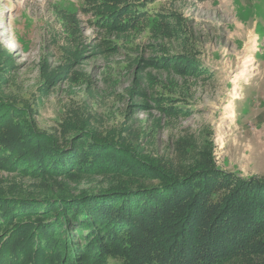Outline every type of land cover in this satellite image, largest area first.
<instances>
[{
  "label": "rangeland",
  "instance_id": "374dc122",
  "mask_svg": "<svg viewBox=\"0 0 264 264\" xmlns=\"http://www.w3.org/2000/svg\"><path fill=\"white\" fill-rule=\"evenodd\" d=\"M100 3L0 0L1 102L9 105L17 127L25 116L33 127L29 133L13 130L22 145L18 152L0 147V196L48 186L57 191L66 183L72 190L93 188L126 175L121 168L114 178L106 172H29L23 150L31 149L32 135L40 131L64 143L87 135L96 145L111 143L131 150L138 161L174 170L203 155L246 177L264 175V0H139L142 18L123 29L102 19L108 12L96 11ZM107 4L114 10L122 2ZM3 202L0 259L29 264L37 253L34 241L21 254L9 247L11 241L22 243L18 233L25 223L18 216L25 211H9L10 203ZM58 221L60 236L72 248L56 254L61 263L140 264L128 262L137 256L127 249L137 231L121 237L119 227L111 236L94 222L99 237L87 246L89 229Z\"/></svg>",
  "mask_w": 264,
  "mask_h": 264
},
{
  "label": "trees",
  "instance_id": "16d2710c",
  "mask_svg": "<svg viewBox=\"0 0 264 264\" xmlns=\"http://www.w3.org/2000/svg\"><path fill=\"white\" fill-rule=\"evenodd\" d=\"M102 2L95 8L98 11L101 7L99 14L108 12L102 19L109 26L123 29L134 26L142 18L137 10L139 0ZM107 2H122V5L111 10ZM9 110V105H4L0 97V147L15 148L18 152L22 145L18 146V134L13 130L29 133L33 127L26 116L17 127ZM23 128L25 131L20 130ZM32 138V151L23 150L28 154L23 164L31 166L27 169L29 172L31 168H36V173L40 168L42 173L59 176L106 172L114 178V175L120 177L117 170L121 168L126 175H121L122 181L106 180L93 188L72 190L71 184L66 183L57 191L56 187L48 186L41 187V191H27L22 196H0L3 203H10L9 211L17 207L25 211L23 216H18L25 223L18 233L22 243L11 241L9 247L21 254L20 250L34 241L37 253L29 264H80L74 260L61 263L56 255H60L61 249H72L67 244L68 238L60 236L61 228L56 227L61 223L60 218L70 228L90 230L87 246L99 237L95 234L94 222L104 225L103 230L111 236L119 227L122 230L117 236L121 237L137 231V238L127 241L130 242L127 249L132 248V253L137 251V256L129 257L128 262L264 264V175L246 177L218 167L211 156L203 155L181 170H174L150 159L138 161L131 150L127 149L132 154L125 153L111 143L96 145L87 135L77 137L75 143L69 140L64 143L61 138L41 131ZM34 163L37 167H33ZM154 177L157 180L150 181ZM51 216L55 217L52 222H46ZM145 230L149 236L144 234ZM80 231L75 235L85 237ZM74 240L73 235L70 241ZM69 255L66 252L67 259ZM3 257L0 264L17 263L15 259L7 263V256Z\"/></svg>",
  "mask_w": 264,
  "mask_h": 264
},
{
  "label": "bare ground",
  "instance_id": "6f19581e",
  "mask_svg": "<svg viewBox=\"0 0 264 264\" xmlns=\"http://www.w3.org/2000/svg\"><path fill=\"white\" fill-rule=\"evenodd\" d=\"M245 70H247V69L245 68Z\"/></svg>",
  "mask_w": 264,
  "mask_h": 264
}]
</instances>
